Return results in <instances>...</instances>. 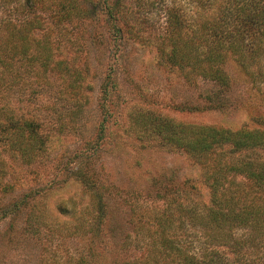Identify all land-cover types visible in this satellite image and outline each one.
<instances>
[{
    "label": "rangeland",
    "instance_id": "rangeland-1",
    "mask_svg": "<svg viewBox=\"0 0 264 264\" xmlns=\"http://www.w3.org/2000/svg\"><path fill=\"white\" fill-rule=\"evenodd\" d=\"M79 1L89 11L109 5L115 18L99 11L74 19L64 26L69 42L54 29L53 60L61 65L52 63V96L31 105L8 101L21 113L51 102L41 112L52 113V135L31 163L0 146V264H186L183 255L204 264L212 250L225 264H264V239L256 247H210L202 229L186 224L191 208L211 205L217 156L198 160L161 148L138 137L128 117L140 111L264 132V60L260 75L249 78L227 56L230 84L222 89L170 59L174 46L181 56L186 37L202 43L201 23L222 0L206 8L194 0ZM77 76L74 98L69 87ZM228 151L226 160L241 156ZM250 157L264 161V150ZM217 195L237 208L264 200V190L240 175H229ZM234 236L244 240L246 232Z\"/></svg>",
    "mask_w": 264,
    "mask_h": 264
},
{
    "label": "trees",
    "instance_id": "trees-1",
    "mask_svg": "<svg viewBox=\"0 0 264 264\" xmlns=\"http://www.w3.org/2000/svg\"><path fill=\"white\" fill-rule=\"evenodd\" d=\"M224 1L204 17L199 30L202 43L199 41L196 44L186 37L181 56L174 46L170 59L181 70L192 69L222 89H227L230 84V78L224 70L227 56L249 78L261 73L258 64L264 60V0ZM194 2L203 8H206L207 2L209 6L214 5L211 0ZM0 9L5 12L0 18V146L4 150L6 148L5 151L12 158L31 163L44 152L46 142L52 135V113L44 117L41 112L52 110L51 102H45V105L40 106L41 109L37 107L21 113V110L8 107L9 99L27 98L28 105H31L36 101L41 102L37 96L46 97L50 92L52 96V83L49 82L52 71H55L52 63L59 71L61 65V62L53 60V51L56 49L52 45L54 29L60 41L69 42L64 31L66 24L74 19L90 18L99 11L112 22L115 12L109 5L89 11L79 0H0ZM63 72L70 77L73 73L78 74L70 70ZM79 82L80 76H77L69 87L74 98L80 88ZM38 88L41 90L36 92ZM108 91L107 88L104 93ZM75 106H78L77 111L81 114L82 105L76 102ZM128 117L138 137L154 141L161 148L183 151L198 160L209 155L217 156L215 174L218 176L211 185V205L200 212L191 208L187 225L202 229L210 247H256L260 244L264 239V200L258 205L237 208L233 203L230 205L221 201L217 191L225 185L229 175H240L264 190V161L250 157V153L255 150H264L263 131L248 128L233 131L212 125L183 123L140 111L136 116L130 113ZM57 128V133L62 135L65 125L58 124ZM101 128L103 131V124ZM225 149L241 156L233 160L230 156L226 160L223 157ZM101 208L97 207L100 213ZM236 230L245 231L246 239H236ZM205 252L204 264H225L223 254L213 250ZM183 256L186 264H193L196 258L192 255Z\"/></svg>",
    "mask_w": 264,
    "mask_h": 264
}]
</instances>
